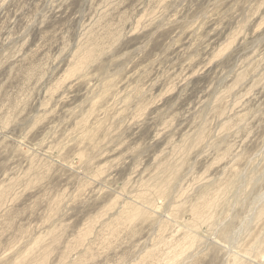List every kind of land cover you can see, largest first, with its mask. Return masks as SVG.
I'll use <instances>...</instances> for the list:
<instances>
[{"label":"rangeland","instance_id":"1","mask_svg":"<svg viewBox=\"0 0 264 264\" xmlns=\"http://www.w3.org/2000/svg\"><path fill=\"white\" fill-rule=\"evenodd\" d=\"M30 262L264 264V0H0V264Z\"/></svg>","mask_w":264,"mask_h":264},{"label":"bare ground","instance_id":"2","mask_svg":"<svg viewBox=\"0 0 264 264\" xmlns=\"http://www.w3.org/2000/svg\"><path fill=\"white\" fill-rule=\"evenodd\" d=\"M88 56V55H87ZM83 63V62H82ZM162 173V172H161ZM168 173H169V171H168ZM170 175V174H169ZM168 175V176H169ZM162 176V175H161ZM165 176V175H164ZM166 177V176H165ZM165 177H162V178H160L162 181H161V183L164 181V183L166 182L165 180L166 179H164ZM174 179V178H173ZM163 185V184H162ZM154 187V186H153ZM158 188V187H157ZM159 191V190H158ZM216 192H218V190L216 191ZM203 197V196H202ZM217 199V198H216ZM216 204V203H215ZM199 208V207H198ZM202 209V208H201ZM138 213V212H137ZM247 218V217H246ZM196 219V218H195ZM165 228V227H164ZM195 228V227H194ZM90 229V228H89ZM193 231V230H192ZM188 233V232H187ZM81 235V234H80ZM83 237V236H82ZM189 237V236H188ZM182 240V239H181ZM195 241V240H194ZM178 242V241H177ZM182 242V241H181ZM39 244V243H38ZM54 244V243H53ZM40 245V244H39ZM186 246V245H185ZM45 247V246H44ZM51 247V246H50ZM192 248V247H191ZM46 249V248H45ZM50 249V248H49ZM252 249V248H251ZM43 252H45V251H43ZM152 252V251H151ZM153 253H154V251H153ZM161 253V252H160ZM43 254V253H42ZM31 255V254H30ZM147 255V254H146ZM43 256V255H42ZM45 257V256H44ZM161 257V256H160ZM144 258V257H143ZM34 259V258H33ZM21 260V259H20ZM36 261V260H35ZM41 261V260H40ZM43 261H44V259H43ZM243 261V260H242ZM23 262V261H22ZM34 262V261H33ZM38 262V261H37ZM31 263V262H30ZM31 264H35V263H31ZM37 264H39V263H37Z\"/></svg>","mask_w":264,"mask_h":264}]
</instances>
